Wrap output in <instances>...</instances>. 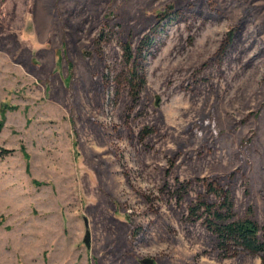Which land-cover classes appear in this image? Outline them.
<instances>
[{"label": "rangeland", "instance_id": "obj_1", "mask_svg": "<svg viewBox=\"0 0 264 264\" xmlns=\"http://www.w3.org/2000/svg\"><path fill=\"white\" fill-rule=\"evenodd\" d=\"M0 122V264H261L188 207L264 223V0H0Z\"/></svg>", "mask_w": 264, "mask_h": 264}, {"label": "trees", "instance_id": "obj_2", "mask_svg": "<svg viewBox=\"0 0 264 264\" xmlns=\"http://www.w3.org/2000/svg\"><path fill=\"white\" fill-rule=\"evenodd\" d=\"M156 18L160 23L165 17L160 14ZM155 34L156 31L153 29L143 36L135 54L127 42L121 46L123 61L127 68L115 76L114 83L116 89L120 84H124L133 101L138 99L145 84L142 53L147 51L150 39ZM230 40L229 35L225 47L229 45ZM1 129L2 122H0V132ZM8 155L10 151L0 148V159ZM210 196L215 201L211 202ZM188 218L193 221L200 220L206 230L214 236L219 256L223 258H234L239 255L252 256L264 264V223L260 226L248 216L237 218L231 192L219 181L214 180L204 184L203 194L198 195L188 207Z\"/></svg>", "mask_w": 264, "mask_h": 264}]
</instances>
